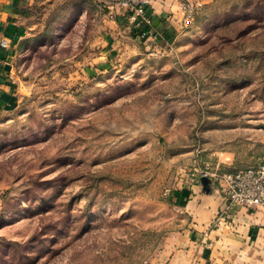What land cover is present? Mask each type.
Returning a JSON list of instances; mask_svg holds the SVG:
<instances>
[{"label":"rangeland","instance_id":"rangeland-1","mask_svg":"<svg viewBox=\"0 0 264 264\" xmlns=\"http://www.w3.org/2000/svg\"><path fill=\"white\" fill-rule=\"evenodd\" d=\"M191 2L148 40L108 0L37 6L0 110V264H153L167 190L264 164V0Z\"/></svg>","mask_w":264,"mask_h":264},{"label":"crops","instance_id":"crops-1","mask_svg":"<svg viewBox=\"0 0 264 264\" xmlns=\"http://www.w3.org/2000/svg\"><path fill=\"white\" fill-rule=\"evenodd\" d=\"M48 1L0 0V30L12 40V49L3 54L7 63L0 68V110L16 99L14 63L21 46L35 34L37 6ZM180 19L176 0H154L147 15L158 30ZM169 202L181 213V224L165 237L153 264H264V209L228 206L218 186L209 179L181 186Z\"/></svg>","mask_w":264,"mask_h":264},{"label":"built area","instance_id":"built-area-1","mask_svg":"<svg viewBox=\"0 0 264 264\" xmlns=\"http://www.w3.org/2000/svg\"><path fill=\"white\" fill-rule=\"evenodd\" d=\"M116 1L126 9L127 19L139 38L148 40L155 36L152 24L147 20L148 11L154 0ZM176 1L187 20L192 19L202 8L201 4H195L191 0ZM11 49L12 40L0 30V68L7 63L3 54L10 52ZM203 178L211 180L218 186L228 206L264 209V164L229 173H205ZM171 192L167 190L165 195L170 198Z\"/></svg>","mask_w":264,"mask_h":264}]
</instances>
